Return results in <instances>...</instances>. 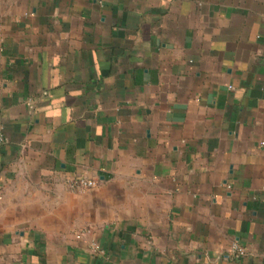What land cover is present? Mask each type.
Segmentation results:
<instances>
[{"label": "crops", "instance_id": "1", "mask_svg": "<svg viewBox=\"0 0 264 264\" xmlns=\"http://www.w3.org/2000/svg\"><path fill=\"white\" fill-rule=\"evenodd\" d=\"M0 127V264H264V0H0Z\"/></svg>", "mask_w": 264, "mask_h": 264}, {"label": "built area", "instance_id": "2", "mask_svg": "<svg viewBox=\"0 0 264 264\" xmlns=\"http://www.w3.org/2000/svg\"><path fill=\"white\" fill-rule=\"evenodd\" d=\"M5 142V136L2 130V127H0V146ZM69 187L71 190L74 191H84L92 186L95 185V181L84 176H78L71 178L69 181ZM81 233H78L76 236L79 237ZM91 251L94 253H102V249H100L99 245L97 243H91L90 247ZM246 255L245 248L240 245L237 241H233L228 249L225 252H222L220 255L221 259L224 260H234L236 258L242 257Z\"/></svg>", "mask_w": 264, "mask_h": 264}]
</instances>
